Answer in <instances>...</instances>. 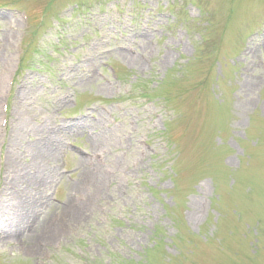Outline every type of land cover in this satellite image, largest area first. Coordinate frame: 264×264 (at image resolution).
<instances>
[{"label":"rangeland","instance_id":"374dc122","mask_svg":"<svg viewBox=\"0 0 264 264\" xmlns=\"http://www.w3.org/2000/svg\"><path fill=\"white\" fill-rule=\"evenodd\" d=\"M0 50V264H264V0H0ZM52 127L53 178L19 231ZM68 198L81 217L43 239Z\"/></svg>","mask_w":264,"mask_h":264},{"label":"bare ground","instance_id":"6f19581e","mask_svg":"<svg viewBox=\"0 0 264 264\" xmlns=\"http://www.w3.org/2000/svg\"><path fill=\"white\" fill-rule=\"evenodd\" d=\"M0 50V62L1 61H5V57L3 56V51ZM123 58L128 57L127 54L125 53H121L120 54ZM7 60V59H6ZM94 61V60H93ZM6 62V61H5ZM1 71H0V93L2 92L3 89V81H2V77H1ZM18 111L21 114H24L26 119H29L30 113L27 112H22L20 111L19 108H17ZM23 127V126H22ZM22 127L19 128L18 127H14L11 130V134L9 136L7 145H6V152L4 154V161H5V169L8 172H12V170L16 169L17 166V159H20L19 152L17 151L18 148V141H20V138L22 136V134H24L22 132ZM27 130V129H26ZM62 131V130H60ZM57 132H59V130L55 129L52 127V132L51 133H47L48 137L45 138H40L37 139V144H34L33 146H30V150L32 153V157H33V161H40L38 164L35 162V167L37 169V174L30 176V175H26L25 179H23V183H28V187H30L31 183L34 182V193L30 194L27 198V202L21 204L20 207L21 210L18 209V214L15 217V224H19L20 225V229L19 231H21L22 227L27 224V222L29 220H32L33 222L36 220V210L38 207H40L39 204L43 203V199L41 195H43L42 190L44 189V186L46 185L47 181L51 180L53 178V174L52 171L46 167V164L43 163V161L45 162L47 160V158L51 156H54L56 153L59 152V148H57L56 146L52 145L50 143V136L52 134H56ZM88 159L80 157L78 158L77 161H79L80 163H85V161H87ZM79 180H77V186L75 185L74 188L79 190V191H86L89 188V193L87 194L86 200L84 202L85 204V208L92 204V193L94 194H99L101 192L100 189V183L96 180L95 178H92V174H90V169L85 172L82 173V175H79ZM14 181H16L13 178L12 183L14 184ZM16 184V182H15ZM14 184V185H15ZM27 187V188H28ZM86 189V190H85ZM10 195H16L17 193L16 191L14 192H10ZM36 195H40V197H36ZM84 208V209H85ZM82 211L77 210V208L75 209L72 204H71V199L68 198L65 206H62L59 208V215H60V219L57 222L56 226L53 227H49L44 229L45 232L41 235V237L47 241H49L51 239V237L57 233L58 231L68 228L70 225L73 224L74 220L73 218L77 217H81V213ZM75 219V220H76ZM32 232V231H31ZM21 237V234L19 235V238ZM29 243V251L31 252V255H36L40 252V248L35 246L34 244V238H31L27 241Z\"/></svg>","mask_w":264,"mask_h":264}]
</instances>
